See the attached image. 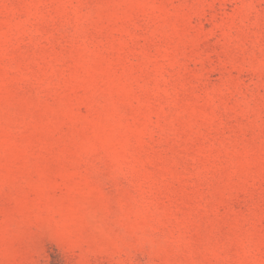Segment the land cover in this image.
<instances>
[{
  "label": "rangeland",
  "instance_id": "obj_1",
  "mask_svg": "<svg viewBox=\"0 0 264 264\" xmlns=\"http://www.w3.org/2000/svg\"><path fill=\"white\" fill-rule=\"evenodd\" d=\"M264 264V0H0V264Z\"/></svg>",
  "mask_w": 264,
  "mask_h": 264
},
{
  "label": "trees",
  "instance_id": "obj_2",
  "mask_svg": "<svg viewBox=\"0 0 264 264\" xmlns=\"http://www.w3.org/2000/svg\"><path fill=\"white\" fill-rule=\"evenodd\" d=\"M47 264H63L59 258H53L51 254V258L48 260Z\"/></svg>",
  "mask_w": 264,
  "mask_h": 264
}]
</instances>
